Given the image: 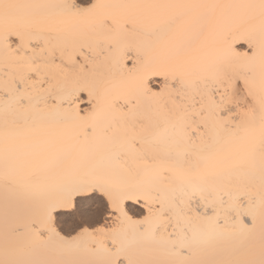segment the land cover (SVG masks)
Returning a JSON list of instances; mask_svg holds the SVG:
<instances>
[{
    "label": "snow or ice",
    "instance_id": "snow-or-ice-1",
    "mask_svg": "<svg viewBox=\"0 0 264 264\" xmlns=\"http://www.w3.org/2000/svg\"><path fill=\"white\" fill-rule=\"evenodd\" d=\"M234 33L247 51L233 47ZM209 35L222 46L194 53ZM92 42L107 44L126 70L101 74L85 57L71 85L58 83L56 53ZM0 53V264H264V0H0ZM152 77L164 78L158 90ZM120 98L128 107L117 114ZM50 127L85 129L71 163L41 165L56 144L41 137ZM97 151L113 165L91 164ZM241 180L243 190L231 191ZM186 188L206 202L203 215Z\"/></svg>",
    "mask_w": 264,
    "mask_h": 264
},
{
    "label": "bare ground",
    "instance_id": "bare-ground-1",
    "mask_svg": "<svg viewBox=\"0 0 264 264\" xmlns=\"http://www.w3.org/2000/svg\"><path fill=\"white\" fill-rule=\"evenodd\" d=\"M13 2L19 3H61L63 0H13ZM80 6H85L88 3V0H77ZM108 2H139V3H187L193 2V0H108ZM152 23L154 26L159 28L162 32L166 31V17L164 16H154L152 18ZM44 35H47L45 33ZM236 36L237 42L233 47L238 52L247 51V44L245 43L244 38L238 34L234 33ZM12 43L15 45L16 40L13 38ZM38 43V41L34 40L33 44ZM124 43L132 46H138L140 44V40L138 38H126ZM223 44V41L216 35H209L206 40L201 39L194 41L192 44L193 52L198 48H203L209 55H214L216 50L219 49ZM108 45L102 43L92 42V46L85 47L83 50L77 48L75 51L69 49L67 55L61 56L60 52L58 51L54 58V63L56 65H60L65 71L63 74L57 75V82L63 83L67 81L69 85H71L76 77L77 74V66L79 64L84 63V58L88 57L89 64L91 62L96 63V71L101 74H118L120 71H124L126 69L121 68L119 64L116 63L117 53L107 52ZM79 53V54H78ZM132 56H135V52L131 53ZM0 61H2V53H0ZM123 64L128 65L130 67V63L127 60L123 61ZM5 79L4 69L2 63H0V88H2V83ZM84 82V81H81ZM87 83L92 84L94 82L92 77L87 78ZM164 78L163 77H152L150 81V87L153 90H158L163 86ZM51 103V101H49ZM149 101H141L140 110L147 111L149 107ZM116 106L117 114L120 111L127 110L128 105L125 103L124 99H116L114 101ZM80 109L83 111H89L91 105L88 103L87 94H81V100L79 104ZM5 110V96L3 91H0V121H2L3 112ZM85 135V129L83 127H69V128H55L50 127L46 129L42 134L41 137L48 140H55L56 144L54 149L51 151H43L41 155L40 163L41 165H47L51 163L55 159H61L65 163H71L72 160L75 158L76 150L74 148V143L77 137L83 138ZM29 150L41 152V146L33 144ZM163 154V153H161ZM91 164L94 165H101L105 167H110L113 165V161L108 158L107 153L103 151H97L94 153L90 160ZM42 181H46L48 177L46 175H41L39 177ZM228 185V181H221L220 186L225 187ZM243 190L244 182L241 180L239 185H233L231 187V191L236 192L237 189ZM258 188V183H257ZM184 199L190 200V207L193 212L198 211L201 215L204 214L205 208L207 207L206 202L203 199H200L199 196H191V189H185ZM252 195L256 197L258 193L256 191L252 192ZM138 205H130L133 210V213L136 212L135 207L137 208ZM139 211H142L141 206H138ZM208 215H211V209L208 210ZM13 222H18L21 224H27L28 220L23 215H14L12 217ZM194 226L195 222H194ZM4 217L2 211H0V255L3 253V241H4Z\"/></svg>",
    "mask_w": 264,
    "mask_h": 264
},
{
    "label": "rangeland",
    "instance_id": "rangeland-1",
    "mask_svg": "<svg viewBox=\"0 0 264 264\" xmlns=\"http://www.w3.org/2000/svg\"><path fill=\"white\" fill-rule=\"evenodd\" d=\"M135 209H136V212L134 213V215L136 218H139V216L142 214V211H139L138 206L137 208L135 207ZM58 226H62V222H61V225H58Z\"/></svg>",
    "mask_w": 264,
    "mask_h": 264
}]
</instances>
